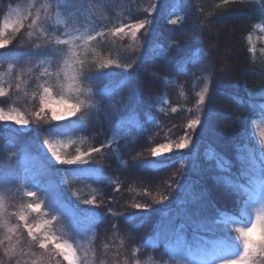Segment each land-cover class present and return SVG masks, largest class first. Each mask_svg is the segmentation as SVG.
Segmentation results:
<instances>
[{
	"label": "trees",
	"instance_id": "16d2710c",
	"mask_svg": "<svg viewBox=\"0 0 264 264\" xmlns=\"http://www.w3.org/2000/svg\"><path fill=\"white\" fill-rule=\"evenodd\" d=\"M27 1L0 0V21L10 8ZM127 1L107 0L105 8L117 25L119 20L144 22L138 50L128 53L117 39L110 43V32L101 34L94 44L96 55L117 56L119 67L99 75L98 80L86 79L98 73L89 64L91 53L83 57L79 77L87 94L70 119L53 121L47 111L40 112L42 87L48 78L56 84L55 73L66 57V45L47 39L50 33L40 36V42V37L28 39L21 31L0 49V78L10 67L27 61L32 66L25 85L14 83L0 97L6 100L0 108L16 109L29 121L27 133L0 130V161L10 154L25 157L18 162L21 177L36 182L39 198L52 213L61 214L64 224L72 220L66 211L60 212L62 203L79 207L77 200L92 198L89 188L93 187L95 206L78 210L88 213L84 225L92 229L95 256L105 264H133L141 251L151 255L147 264L186 262L188 257L176 250L168 233L184 224L183 234L195 247L192 221L204 218L235 217L238 223L226 228L221 224L213 233L200 235L220 242L231 233L233 251H240L235 228L254 219V215L248 219L241 214L247 197L239 198L252 167L247 156L263 153L254 126L264 120L260 114L264 105V0H158L150 3V8L155 5L152 14L128 10ZM177 43L178 50L172 48ZM188 53L197 55L185 64ZM206 87L209 119L203 127L188 131L189 121L202 116L195 105ZM162 98H168L169 105L160 110L157 105ZM112 101H121L123 106L117 108ZM137 126H141L139 132ZM186 133L192 146L175 148ZM68 137L83 138L88 150L101 151L92 152L86 165L46 163L36 143ZM161 144H170L172 150L160 158L151 157V149ZM86 170L98 172L99 178L86 176ZM74 190L77 195H72ZM80 193L83 197H77ZM53 198L56 201L49 205ZM9 199L14 211L33 201L23 188ZM136 204H146L148 210L137 209ZM72 226L74 232L82 230L78 224ZM32 242L28 247L36 249ZM8 250L9 242L0 232V264H19L20 256L12 257ZM49 256L45 264H66L59 256ZM254 259L264 264V256Z\"/></svg>",
	"mask_w": 264,
	"mask_h": 264
},
{
	"label": "rangeland",
	"instance_id": "374dc122",
	"mask_svg": "<svg viewBox=\"0 0 264 264\" xmlns=\"http://www.w3.org/2000/svg\"><path fill=\"white\" fill-rule=\"evenodd\" d=\"M157 1L158 0H128L127 2L129 3L127 8L128 10H143L152 14L155 13V7L152 5V8H150V3L155 4ZM105 7H108L107 0H28L25 3L10 8L3 20L0 21V31L4 33V36L0 38L3 39L11 40L18 32L25 31L27 38L32 40L35 39L36 36L40 37L45 35V33H50L47 39L53 40L54 38L56 43H60L62 40L66 41V43H63L67 48L65 52L66 57L65 59L63 58L60 68L55 73V78L58 80L56 84H53L48 78L40 94V101L42 97L45 99H48V97L51 98L52 103L45 108V111H47L50 116L51 111L49 109L57 107L56 101L64 99L70 104L77 105H80L84 101L87 90L81 85L79 77V65L83 57L91 53V55H89V64L97 68L96 72L98 75H104L108 72L113 73L114 68L119 67L117 65L120 64V61L117 56L113 58L107 55L106 57L99 58L96 55L97 52L94 44L101 34L106 31L110 32V43H113L114 40L117 39V41L125 45V49L128 53L138 48V35L143 28L137 32L135 38L131 36V29L128 27H125V32L123 34L118 33L113 35L112 33L115 29L136 23L125 22L123 20H119L118 25L112 23L113 20H110L111 17L108 15ZM26 17L27 19H25ZM32 19H36V24L31 23ZM127 19L128 17H126V20ZM17 21H20L22 24L19 30H16ZM6 23L9 25L7 28H5ZM90 35L93 36L94 39L87 40L86 38ZM39 39L40 42H42L41 37ZM122 51L124 52V50ZM104 64H107L108 67H102ZM31 70L32 66L30 61L20 64L15 68H8L2 73L0 78V90L6 94L14 83L19 82L25 85L24 81L27 80L26 75L30 73ZM14 74L16 76L15 78ZM50 75H52V72ZM69 77H74V79H69ZM69 83L72 84L71 90L68 88ZM45 87L49 89L48 97L44 96ZM206 89L208 92V88L206 87L200 95H205V97H207ZM198 101L199 98L195 105L196 111H201V108L198 106ZM167 105H169V99L162 98L159 100L157 106L160 110H163ZM0 113L4 115L20 113L23 115L16 109L0 108ZM72 117L73 116H67L64 120ZM201 117L200 115L199 118ZM25 118L28 120L27 117ZM140 127L141 126L137 129L138 132L141 130ZM198 127L199 126L196 128ZM1 129L8 130L10 133H27L29 131V125L21 127L10 120L0 121V130ZM254 129L255 136L259 140L264 153V120L255 124ZM194 130L188 128V131L192 132ZM191 132H189L190 135ZM45 141H48L62 157L68 159L90 152V150L87 149L85 140L79 137L51 138L39 141L36 143V147L39 153L46 159V163L50 162L52 164H57L48 151ZM192 143L193 140L189 137V148L192 146ZM191 149H193V147ZM164 154L165 153L157 157L160 158ZM17 157L16 154H10L7 158L0 161V232L9 242L8 252L10 255L12 257H18L19 255V264H45V261L49 260L48 257L50 258V254H52L53 257L59 256L64 263L69 264V261L65 260L63 255H61V252L67 251V249H57L55 246L56 244H61L71 247L74 253V264H105L104 261L95 256L92 229L89 230L84 225L88 223V213L84 212L85 210L82 212L78 210L81 207L83 208V206H95V201L92 204H86L84 203L86 199L79 198L77 204L80 208L68 207L69 204L67 205V203L61 202L62 207H60V212L66 211L65 214H68L70 220H72L71 224H78L80 229H82L78 232H74V228L71 224H64L65 222L62 220L61 214L52 213L47 207L45 200L39 198V190L36 182L21 177L18 162L26 159L25 157ZM83 158L87 160V162L89 161V155H84ZM86 164L87 163L75 164L72 166ZM48 173H53L52 169H48ZM84 174L95 180L99 178L98 172L93 170H86ZM50 184H52L51 181ZM21 188H23L27 197L31 198L33 201L24 204V206L18 208L17 211H14L11 208V200L9 198L21 191ZM89 190L92 198L88 197V200L93 201L95 200L94 189L91 187ZM29 193H34V195H29ZM77 194V190L72 192V195ZM77 197L83 196L80 193ZM53 201L55 202L56 200L54 198L51 199L49 205H51ZM29 205H40V208L37 211H33ZM20 215L25 216L24 221L19 219ZM253 215L254 213L246 215V217L252 219ZM25 225H27V227H32L34 236H36L39 241L45 242V248L41 249L39 243L28 236L27 227ZM37 225H40L39 229H37ZM45 237L48 239L45 240ZM32 241L36 242V249L33 248V245H31V248L28 247L29 243L33 244ZM137 255L139 256L134 260L133 264H147L146 260L151 257L149 253L144 251H141L140 254L137 252ZM49 263L51 264V261ZM125 264L131 263L127 262Z\"/></svg>",
	"mask_w": 264,
	"mask_h": 264
},
{
	"label": "snow or ice",
	"instance_id": "6c2138e0",
	"mask_svg": "<svg viewBox=\"0 0 264 264\" xmlns=\"http://www.w3.org/2000/svg\"><path fill=\"white\" fill-rule=\"evenodd\" d=\"M224 3H228V0H224ZM155 7V5H153ZM27 19V17L25 18ZM38 19V18H37ZM36 19H32L31 23L36 24ZM171 24L175 25L176 20H171ZM9 27L6 23L5 28ZM22 27L20 21L16 22V30ZM125 27L131 29V36L133 38L136 37L137 32L144 28V22H139L132 25L122 26L113 31V35L118 33L123 34L125 32ZM4 33L0 31V37H3ZM87 40L94 39L93 36H88ZM11 43L8 39L0 38V49L6 48ZM60 43H66V41H60ZM39 47V46H38ZM172 48L179 49V44L172 45ZM197 53H188L184 56V62L187 64L189 61L193 60ZM119 66V65H117ZM195 66V64H193ZM102 67L107 68L108 65L104 64ZM130 65H125L127 69ZM102 76H85L86 79H100ZM69 79H74V77H69ZM68 88L72 89V84L69 83ZM207 92V89L205 90ZM49 89L47 87L44 88V96L48 97ZM5 93L0 90V97H5ZM210 99V97H209ZM206 97L205 95L199 96L198 106L201 108L202 117L192 119L189 121L187 127L189 129H195L197 126H204V120L209 119V114L207 113V105H206ZM101 102H103V97H101ZM0 103H6V100L0 101ZM51 98L45 99L41 98L40 101V112H44L45 108L51 104ZM57 104L56 108H50L51 111V119L53 121H61L64 120L67 116H75L79 111V105L70 104L67 100L61 99L55 102ZM117 108L122 107L121 101H112ZM261 108V116L264 117V105L260 106ZM62 109V110H61ZM176 109L173 108V112ZM39 116V113H37ZM227 118V117H226ZM12 121L14 124L19 125L21 127H26L29 125V121L25 118L24 115L20 113L4 115L0 113V121ZM45 144L48 148V151L51 153V156L54 158L57 164L62 165H75V164H84L87 163L83 157L84 155H90L91 152H100V148H93L87 154L77 155L74 158L68 159L64 158L60 155V153L48 142L45 141ZM189 146V138L188 134L184 139H182L179 143L175 145L177 149H185ZM172 150V146L170 144H161L158 147H154L151 149V157L161 156L163 153L170 152ZM247 160L251 163L252 167L248 171V186L244 188L243 193L239 196L240 199H243L244 196L247 197L244 200V209L242 211V215H251L254 213V219L245 226H240L235 228V233L237 234L236 238L241 243L240 251H233V244L230 242L231 233H228V238L224 241H213L206 240L204 236L200 235V233H213L217 227L221 224L225 226L238 223L235 217H224L221 220H213L209 218H204L199 221H192L193 224V232L195 237V247L192 243H190L183 234V229L185 227L184 224H181L178 228L168 233V239L171 240L176 245V250H183L184 254L188 257L186 262L177 261L176 264H256V260L254 257L264 256V153H260L258 156L254 153H249L247 156ZM194 172H198V169L194 166ZM219 179V178H217ZM196 181L200 182L201 177L199 175L196 176ZM168 187L171 188L172 185L168 184ZM239 189V186H236ZM29 195H34V193H29ZM167 199V197H164ZM84 203L92 204L93 201L85 200ZM259 205V206H257ZM33 211H37L40 208V205H29ZM135 207L137 209H142L143 211L148 210V205L144 204H136ZM223 216V213H221ZM19 219L21 221L25 220L24 215H20ZM27 227V225H25ZM37 229L40 228V225L36 226ZM115 227V225H114ZM28 236L33 240H36L39 243V247L41 249L46 247L44 241H39L36 236L33 234L32 227H27ZM48 238L45 237V240ZM57 249H67V251H62L61 255H63L64 259L69 261V264H74V253L71 250L69 245H55Z\"/></svg>",
	"mask_w": 264,
	"mask_h": 264
}]
</instances>
